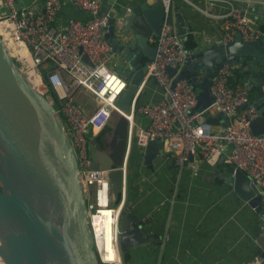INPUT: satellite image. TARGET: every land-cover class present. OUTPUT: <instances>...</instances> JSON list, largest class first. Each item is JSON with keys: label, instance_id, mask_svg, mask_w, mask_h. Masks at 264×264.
<instances>
[{"label": "built area", "instance_id": "1", "mask_svg": "<svg viewBox=\"0 0 264 264\" xmlns=\"http://www.w3.org/2000/svg\"><path fill=\"white\" fill-rule=\"evenodd\" d=\"M159 1L164 11L163 23L159 33L149 38L155 52L131 101L130 111L123 114L127 119V135L121 166L122 183L125 184L132 147H143L148 140L160 139L178 174L189 156L194 158L197 155L208 165L221 161L233 170H241L264 192V131L254 135L249 128V122L258 116L257 110L247 105L250 81H231L239 68L235 64L223 63L210 88L214 98L211 105L206 110L197 109L196 93L186 80H179L171 86L172 79L185 64L188 50L183 43L185 35L172 32L166 23L167 16L173 11L174 0ZM182 1L209 18L221 20L222 34L218 43H228L236 36L249 41L264 35L255 27L249 10L250 4H264V0H210V6L218 1L225 2V12L220 15L209 9H200L193 0ZM67 2L84 12L86 19L71 17L63 24H56L61 0H42V10L19 6L17 0H0V37L8 51L13 50V53L9 51L10 55L33 87L52 102L63 120L81 172L86 214L98 264H122L117 238L118 215L125 206V188L121 201L113 206L108 171L90 168L92 158L88 140L89 134L95 135L109 124L112 110L120 112L115 102L124 90L126 80L108 66L112 53L103 37L108 17L97 16L101 1ZM115 24L121 25L119 18ZM14 43L23 47V53L13 49ZM79 49L90 64L81 60ZM167 66L174 69L172 76L165 71ZM149 81L155 82L162 97L140 104L138 99ZM80 90L90 95L94 104L91 109L86 110L76 102L75 96ZM261 91L264 95V84ZM216 112L225 117L220 129H214L206 117V114ZM136 113L147 119L145 127L135 123ZM101 210L112 211L115 216V222H112L114 242H111L117 257L115 262L108 260L109 253L114 256L111 251L100 248L104 240L103 225L97 233L98 219L95 217ZM166 240L167 234L164 233L160 243ZM248 264H264V255L254 257Z\"/></svg>", "mask_w": 264, "mask_h": 264}, {"label": "water", "instance_id": "2", "mask_svg": "<svg viewBox=\"0 0 264 264\" xmlns=\"http://www.w3.org/2000/svg\"><path fill=\"white\" fill-rule=\"evenodd\" d=\"M100 1L97 16L108 17L103 37L116 58L115 71L125 78L126 86L115 102L120 112L111 111L112 125L109 122L99 131L100 139L91 137L88 140L92 158L90 168L108 171L112 205L116 206L122 199L124 188L137 184L135 175L129 173L131 162L126 168L125 184L122 183L121 166L127 135V119L123 114L130 111L131 101L154 55L155 46L149 38L159 33L164 11L159 0ZM117 18L121 21L120 26L115 24ZM183 19L172 11L166 23L172 32L184 34ZM81 60L89 63L82 53ZM223 63L237 65L243 77L250 81L254 101L249 100L247 105H252L258 116L249 122V128L252 134L260 135L264 131V95L261 91L264 84V36L249 41L236 36L228 43L214 42L205 48L197 43L188 50L185 64L172 79L171 86L179 80H186L196 93V108L206 110L214 99L210 89L212 82ZM165 71L169 76L174 74V69L169 66ZM149 83L155 84L154 81ZM145 92L144 89L141 94ZM215 116L223 120L224 125L223 114L216 112ZM0 141L16 158V168L21 174L26 195L24 198L11 186L1 187L0 217L9 195L13 198L16 224L34 243L33 263L98 264L86 214L81 172L63 120L52 102L36 90L21 71L1 37ZM135 150L139 154L135 166L142 164L150 171L154 170L155 164L164 163V158H170L160 139L148 140L143 147L135 145ZM191 158L189 156V160ZM9 163L0 156V171L7 174L12 169ZM167 165L176 172L171 160ZM224 172L228 188L259 214L264 227V192L241 170L225 165ZM42 196L51 198L53 207H48ZM28 209L38 218L42 228L31 227ZM145 223L130 203L125 204L118 215L117 240L121 254L158 237L156 232L147 233ZM12 224L13 221L6 223V227H12ZM261 245L264 246V242ZM0 254L5 259L4 264H22L20 260L24 257L11 255L13 259H10L5 249ZM259 255L263 256L264 250ZM24 258L27 264L30 260Z\"/></svg>", "mask_w": 264, "mask_h": 264}, {"label": "crops", "instance_id": "3", "mask_svg": "<svg viewBox=\"0 0 264 264\" xmlns=\"http://www.w3.org/2000/svg\"><path fill=\"white\" fill-rule=\"evenodd\" d=\"M61 1L56 24H63L71 17L86 19L84 12L67 0ZM193 1L200 9H209L213 14L225 12L223 1L213 6H210V0ZM17 4L38 10L43 8L42 0H17ZM249 10L255 27L264 33L261 24L255 20L264 25V4L249 6ZM173 13L184 18V35L192 39L194 46L199 43L205 48L220 40L222 22L219 18H209L182 0H174ZM115 59L112 55L108 62L112 69H115ZM243 78L235 76L231 81ZM149 82L144 88L145 94L138 99L140 104L162 97V91ZM75 100L86 110L94 105L90 95L83 90L76 93ZM249 100L254 101L251 91ZM134 120L142 127L147 124V119L141 113H136ZM209 122L214 129L223 126V120H218L215 114L209 113ZM138 155L134 145L128 156V164L131 162L129 173L135 175L137 184L125 188L124 202L130 203L139 218L146 222L144 227L147 233L156 232L158 237L121 254L122 264H248L264 250L261 245L264 242L261 217L228 188L223 162L211 166L196 155L188 159L178 174L177 168L173 172L167 165L171 160L169 157L164 158V163L155 164L153 171L142 164L136 167ZM164 233L167 240L161 244L160 238Z\"/></svg>", "mask_w": 264, "mask_h": 264}, {"label": "bare ground", "instance_id": "4", "mask_svg": "<svg viewBox=\"0 0 264 264\" xmlns=\"http://www.w3.org/2000/svg\"><path fill=\"white\" fill-rule=\"evenodd\" d=\"M13 49L15 51H21L23 53V47L21 48L18 43L13 44ZM10 52L13 53L12 49H9ZM0 156H2L4 159L8 160L10 163V166L12 169H9V171L4 173L3 171H0V188L1 187H12L18 190L20 194L24 198H26L25 195V186L21 179V174L16 168V158L13 156L12 152L4 145L3 142L0 141ZM101 198V197H100ZM43 201L48 207H53V201L51 198L47 196H42ZM6 202H8L5 206L4 212L0 217V252L2 249H5L7 251L6 255H20L27 257L28 260H30L27 264H35L33 263V256L34 250L31 239H28L26 235L23 233V231L18 227L16 224V215L15 214V207L13 203V198L8 195L5 199ZM103 210V209H102ZM99 211V214L96 219H98V226L96 228V232L99 233L102 226V231L104 235V240L102 243H100V248H107L108 251H111L114 256L110 255L109 253V261L115 262L116 252L111 244V242H114V235H112L113 231V225L112 222H115V216L112 211ZM29 214V221L31 227L35 228H42L41 224L38 220V218L34 215L32 211L28 209ZM100 216V218H98ZM13 221L12 227H6V223ZM113 248V249H112ZM1 255V254H0ZM24 257H21L20 262L22 264H26L24 261L26 260ZM11 259L12 257L9 256ZM31 258V259H30ZM13 259V258H12ZM5 259H3L0 256V264H4Z\"/></svg>", "mask_w": 264, "mask_h": 264}, {"label": "trees", "instance_id": "5", "mask_svg": "<svg viewBox=\"0 0 264 264\" xmlns=\"http://www.w3.org/2000/svg\"><path fill=\"white\" fill-rule=\"evenodd\" d=\"M255 20H256V23H257V24H261V28H262V30L264 31V25H263L260 21H258L257 19H255ZM187 38H188V37H186V38L183 39V43H184L185 48H186L187 50H189V49H191V48L194 46V42L192 41V39L190 40V39H187ZM235 76L239 78L240 76H243V75H242L241 72L237 69V70L235 71ZM206 116H207V119H208V121H209V114H206ZM110 125H112V121L110 122ZM91 137H96L97 139H100V138H101V135H100L99 132L96 133L95 135H91V134H89V138H91ZM124 151H125V148H124Z\"/></svg>", "mask_w": 264, "mask_h": 264}, {"label": "clouds", "instance_id": "6", "mask_svg": "<svg viewBox=\"0 0 264 264\" xmlns=\"http://www.w3.org/2000/svg\"><path fill=\"white\" fill-rule=\"evenodd\" d=\"M255 4H257V3H255ZM255 4H252V6H255ZM264 36V35H263ZM186 38V37H185ZM239 70V69H238ZM243 79H246V78H243Z\"/></svg>", "mask_w": 264, "mask_h": 264}, {"label": "rangeland", "instance_id": "7", "mask_svg": "<svg viewBox=\"0 0 264 264\" xmlns=\"http://www.w3.org/2000/svg\"><path fill=\"white\" fill-rule=\"evenodd\" d=\"M9 51H10V50H9ZM113 233H114V232L112 231V235H114ZM113 237H114V236H113ZM6 256H8V257H9V256H11V255H6Z\"/></svg>", "mask_w": 264, "mask_h": 264}]
</instances>
